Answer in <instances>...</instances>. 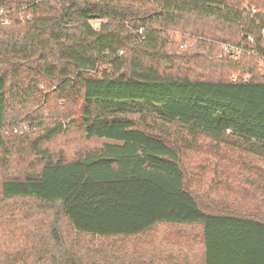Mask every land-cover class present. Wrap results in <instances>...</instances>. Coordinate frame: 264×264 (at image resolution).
<instances>
[{
    "label": "trees",
    "instance_id": "obj_1",
    "mask_svg": "<svg viewBox=\"0 0 264 264\" xmlns=\"http://www.w3.org/2000/svg\"><path fill=\"white\" fill-rule=\"evenodd\" d=\"M0 7V235L22 214L0 264H264V196L200 193L191 183L205 169L183 162L199 136L264 159V0ZM23 120L35 129L8 132ZM72 130L109 141L74 157L51 149ZM49 211L79 234L135 238L134 249L114 242L85 259L55 223L49 239L15 245ZM150 231L152 249L139 250Z\"/></svg>",
    "mask_w": 264,
    "mask_h": 264
},
{
    "label": "rangeland",
    "instance_id": "obj_2",
    "mask_svg": "<svg viewBox=\"0 0 264 264\" xmlns=\"http://www.w3.org/2000/svg\"><path fill=\"white\" fill-rule=\"evenodd\" d=\"M188 42L192 43L194 39L190 37ZM262 66L264 68V62ZM31 128L35 129V127ZM8 132L14 133L10 129ZM104 141H109V139L103 137L88 138L82 132L72 130L52 140L50 147L54 151L63 150L68 157H74L82 151L99 148L100 144ZM228 141L216 146L211 139L199 136L195 142L183 148V162L190 173L198 174L203 168L205 169L198 176L199 180L191 184L200 193L212 188L213 194L222 199L223 196L232 198L233 189L234 191L250 194V198L251 196L255 197L253 195L255 191L259 194V197L264 196V189L260 187L264 185L261 182L264 179L262 178V173L264 174V159L245 149L242 142H235L234 145L233 143L230 144V141L234 140L228 139ZM258 168H262L263 170ZM243 189H246L248 192H245ZM10 215L8 214L5 218L6 225L3 222L1 226L6 229V233L0 235V239L6 244L13 243L17 237V229L13 226L16 225V219H22V214L18 212L14 211L13 216ZM37 219L39 221L31 222L30 229L23 232L27 233L29 238L21 239L15 245H22L24 248L29 249L31 244L29 239L33 237H46L49 239L51 225L54 223L60 228L66 243L72 249H80L85 259H89V257H92L90 259L100 258L102 254L98 253L110 251L111 245L114 242L119 247L123 243L122 249L132 251L134 249V242L137 240L135 238L98 237L79 234L71 229L63 215H55L52 211L37 215ZM151 235L152 232L150 231L141 238L142 242L140 241L139 250L152 249L150 243ZM10 250H13V247ZM85 253L88 256H85Z\"/></svg>",
    "mask_w": 264,
    "mask_h": 264
},
{
    "label": "built area",
    "instance_id": "obj_3",
    "mask_svg": "<svg viewBox=\"0 0 264 264\" xmlns=\"http://www.w3.org/2000/svg\"><path fill=\"white\" fill-rule=\"evenodd\" d=\"M253 11H255L256 9L253 8L252 9ZM0 15H6V11L4 8L0 7ZM9 18L7 17H4L3 20H2V23L4 24H8L9 23ZM143 31V28H140L139 29V32H142ZM223 49L227 52H230L231 55L233 56H239V50L240 48L239 47H235L233 45H230V44H227V43H223ZM237 76L238 75H234L233 76V80H237ZM248 79V76L245 77V80ZM33 122H31L30 120H23V121H19L10 131L11 132H14V133H17V132H22V131H26V130H29L31 127H34V125L32 124Z\"/></svg>",
    "mask_w": 264,
    "mask_h": 264
}]
</instances>
